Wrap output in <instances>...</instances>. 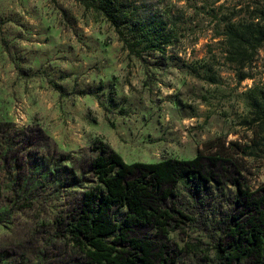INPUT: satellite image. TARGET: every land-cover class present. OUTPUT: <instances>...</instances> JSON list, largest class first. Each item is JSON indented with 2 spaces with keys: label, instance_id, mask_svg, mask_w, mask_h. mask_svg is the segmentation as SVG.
I'll return each mask as SVG.
<instances>
[{
  "label": "rangeland",
  "instance_id": "obj_1",
  "mask_svg": "<svg viewBox=\"0 0 264 264\" xmlns=\"http://www.w3.org/2000/svg\"><path fill=\"white\" fill-rule=\"evenodd\" d=\"M123 2L131 24L161 20L171 42L148 50L125 26L133 52L80 0H0V264H86L64 232L97 185L99 146L128 164L229 154L264 193V148L249 157L232 145L255 133L264 144L247 97L256 89L264 103V44L238 57L226 31L264 19V0ZM178 192L193 221L170 233L177 264H228L246 214L235 188L183 181Z\"/></svg>",
  "mask_w": 264,
  "mask_h": 264
},
{
  "label": "trees",
  "instance_id": "obj_2",
  "mask_svg": "<svg viewBox=\"0 0 264 264\" xmlns=\"http://www.w3.org/2000/svg\"><path fill=\"white\" fill-rule=\"evenodd\" d=\"M80 1L105 17L133 52L134 45L124 35L125 26L131 27L134 38H145L142 41L148 50H162L171 42L167 25L161 20H137L131 24L124 0ZM226 31L231 53L238 57L246 47L257 50L264 44V19L233 25ZM255 92L256 89L249 91L247 97L264 123V103L259 102ZM257 136L255 133L246 145H232L245 156H257V149L264 148ZM96 150L99 154L91 162V172L97 185L82 194L64 232L85 255L86 264H177L178 257H173L167 247L170 233L193 221L189 211L176 204L178 186L183 181L196 191L222 185L235 188L234 204L246 214L236 228L230 229L234 242L228 248V264L242 260L264 264V193L247 186L242 167L233 156L200 153L191 160L128 164L107 146ZM120 211L124 213L118 217Z\"/></svg>",
  "mask_w": 264,
  "mask_h": 264
}]
</instances>
